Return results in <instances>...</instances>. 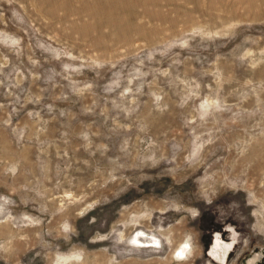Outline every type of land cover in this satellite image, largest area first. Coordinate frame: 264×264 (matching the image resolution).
Wrapping results in <instances>:
<instances>
[{
  "label": "rangeland",
  "instance_id": "obj_1",
  "mask_svg": "<svg viewBox=\"0 0 264 264\" xmlns=\"http://www.w3.org/2000/svg\"><path fill=\"white\" fill-rule=\"evenodd\" d=\"M228 228L264 264V0H0V264H220Z\"/></svg>",
  "mask_w": 264,
  "mask_h": 264
},
{
  "label": "flooded vegetation",
  "instance_id": "obj_2",
  "mask_svg": "<svg viewBox=\"0 0 264 264\" xmlns=\"http://www.w3.org/2000/svg\"><path fill=\"white\" fill-rule=\"evenodd\" d=\"M230 230L232 240L226 241L222 238V235L217 233L214 238V242L212 243L209 249V256L216 259L220 264H224L228 262L230 258V254L235 250L236 244L238 242L239 233L236 229L228 228ZM262 254L257 253V256H252L248 260L249 264H258V261L261 260ZM226 258V259H225Z\"/></svg>",
  "mask_w": 264,
  "mask_h": 264
},
{
  "label": "bare ground",
  "instance_id": "obj_3",
  "mask_svg": "<svg viewBox=\"0 0 264 264\" xmlns=\"http://www.w3.org/2000/svg\"><path fill=\"white\" fill-rule=\"evenodd\" d=\"M143 236V235H142ZM141 235H139L137 238H138V241L139 242H148L150 239H148L147 237H142Z\"/></svg>",
  "mask_w": 264,
  "mask_h": 264
}]
</instances>
